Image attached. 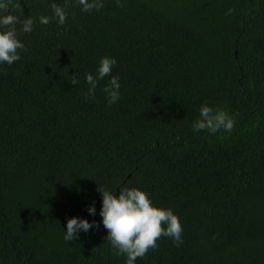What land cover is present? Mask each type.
<instances>
[{"label":"trees","instance_id":"16d2710c","mask_svg":"<svg viewBox=\"0 0 264 264\" xmlns=\"http://www.w3.org/2000/svg\"><path fill=\"white\" fill-rule=\"evenodd\" d=\"M20 3L26 50L0 66V264H126L99 215V188L125 186L183 226L180 246L161 238L136 264H264V0ZM53 3L63 26L39 23ZM105 56L121 83L111 106L110 76L87 96ZM205 103L233 130L195 132ZM72 217L99 227L65 241Z\"/></svg>","mask_w":264,"mask_h":264},{"label":"clouds","instance_id":"9594fccd","mask_svg":"<svg viewBox=\"0 0 264 264\" xmlns=\"http://www.w3.org/2000/svg\"><path fill=\"white\" fill-rule=\"evenodd\" d=\"M85 13L99 11L104 8V0H76ZM117 6L123 7L124 0H115ZM51 17L41 16L39 23L48 24L55 19L63 26L68 18L64 7L55 3L52 5ZM23 11L20 0H0V66L13 63L21 59L18 50H26L25 44L18 38L13 28L21 23L14 13ZM231 10H229L230 14ZM36 21L27 17L22 22L23 33H31ZM118 61L113 57L101 58L95 74L86 75L89 85L87 96L94 98L100 81L111 77L102 91L106 94L109 106L116 104L121 97V83L118 76L112 75L113 68ZM78 73L71 76V84H79ZM236 121L223 110L209 106L207 103L200 108L199 118L193 122L195 132L206 131L215 135L221 130L230 132ZM102 195V206L99 212L102 224L107 230L106 239L110 242L117 256H125L126 264H136L138 258H143L149 249H156L161 238H171L176 246L183 243V226L180 218L172 208L157 207L152 203L150 194L136 187H123L118 194L99 188ZM89 215H96L95 205L87 208ZM96 221L86 218L72 217L68 219L64 239L71 242L79 239L81 232L88 233L98 228Z\"/></svg>","mask_w":264,"mask_h":264}]
</instances>
